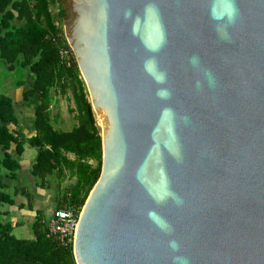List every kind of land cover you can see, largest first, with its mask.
Listing matches in <instances>:
<instances>
[{"label":"water","instance_id":"1","mask_svg":"<svg viewBox=\"0 0 264 264\" xmlns=\"http://www.w3.org/2000/svg\"><path fill=\"white\" fill-rule=\"evenodd\" d=\"M62 1L102 149L76 264H264V0Z\"/></svg>","mask_w":264,"mask_h":264},{"label":"trees","instance_id":"2","mask_svg":"<svg viewBox=\"0 0 264 264\" xmlns=\"http://www.w3.org/2000/svg\"><path fill=\"white\" fill-rule=\"evenodd\" d=\"M64 18L61 0H0V66L3 63L11 72L22 70L26 76L16 85L20 101L0 93V264H76L72 243L61 245L47 234L48 218L39 209L30 225L32 237L13 234L21 222L7 218L11 212L4 207L16 205L15 196L20 193L32 210L28 191L16 186L12 192L7 190L18 177L26 144L36 149L29 172L41 180L42 187L50 184L51 176L58 181L65 176L73 179L56 198L55 207L67 203L82 208L100 174L101 135L95 114L88 111L86 85L72 50L70 62L59 53L62 48L71 49L63 33ZM55 89L62 94L71 91L74 106L70 111L76 124L69 130L53 125L55 114L50 108ZM22 106H31V114H25ZM28 116L34 134L26 136L20 118Z\"/></svg>","mask_w":264,"mask_h":264},{"label":"rangeland","instance_id":"3","mask_svg":"<svg viewBox=\"0 0 264 264\" xmlns=\"http://www.w3.org/2000/svg\"><path fill=\"white\" fill-rule=\"evenodd\" d=\"M57 7L53 8L55 11ZM20 24L21 22H15ZM2 63V62H1ZM2 65H4L2 63ZM0 66V93H5L9 88L7 83L13 81L15 85L26 76L22 70L8 71L6 66ZM27 79V78H26ZM12 84V86H13ZM18 97V96H17ZM19 98V97H18ZM20 101V99H19ZM32 106V104H31ZM31 106H22L25 114L30 115L32 112ZM74 106V103L71 98V91L67 90L65 94H62L59 90L55 89L52 98V104L50 112L52 115H58V121L54 122V126L57 128H68L75 122L74 112L70 111V108ZM30 117L28 116V119ZM95 118L97 115L95 114ZM35 148L25 145V154L34 153ZM36 179V183L31 184L29 181L23 180L22 184L27 188L30 197L32 198V210L28 208L27 202L23 207L13 210L14 212L10 213L7 218L16 222H21V225L15 226L13 228V234L18 238H30L32 237V229L30 227L31 221L35 216L36 210H41L46 217L50 216V211L54 209L56 198L59 199L64 189L71 184L73 179H69L65 176L63 179L58 181L54 176H51L50 179L47 178L48 186L42 187L41 180ZM47 183V182H44ZM47 185V184H46ZM18 187V186H17ZM35 199V200H34ZM37 204V208L34 209V206ZM20 210V211H18ZM4 218V219H7Z\"/></svg>","mask_w":264,"mask_h":264},{"label":"crops","instance_id":"4","mask_svg":"<svg viewBox=\"0 0 264 264\" xmlns=\"http://www.w3.org/2000/svg\"><path fill=\"white\" fill-rule=\"evenodd\" d=\"M13 83H14L13 81H11V83H7V85H8L9 88L7 89V91H5V94L9 95L15 101L18 102L19 101V98L17 97L18 96V87L15 84H13ZM12 84H13V86H12ZM57 116L58 115H54L53 125H54V122L58 121V117ZM75 124H76V120H75L74 124L71 125V127H68V128H57L55 126L54 127L57 128V129H61V130H69ZM20 125L23 127V130H24L26 136H29V135L34 134L33 121L31 120V118H29V119L28 118H25V117L20 118ZM35 154H36V151L33 154L32 153H26L25 154V148H24V151H23L22 155L20 156V163H21L22 167H21V169H20V171L18 173V177L16 178V180L14 182H11V184L9 182V185L10 186L7 188V190L9 192H12L13 186L14 187L15 186L16 187L17 186L18 187H22L24 189L23 191H28L27 188L24 187L23 184H22L23 180L29 181L31 184H34V183L37 184L35 177H33L30 174V172H29L30 171V167H31V162H32ZM68 156L70 158H73V155L72 154H68ZM26 202H27V197L24 194L18 193L15 196V203H16V205H13V206L6 205L4 207V209L5 210H9L12 213V212H14L13 210L18 209L17 208V205L18 204H21V203L22 204H26ZM35 208H37V204L34 206V209ZM18 211H20V210H18ZM34 218H35V216L33 217V219Z\"/></svg>","mask_w":264,"mask_h":264},{"label":"built area","instance_id":"5","mask_svg":"<svg viewBox=\"0 0 264 264\" xmlns=\"http://www.w3.org/2000/svg\"><path fill=\"white\" fill-rule=\"evenodd\" d=\"M59 53L62 58H68L70 62L71 49L62 48ZM80 210L81 208H76L67 203L55 207L46 221L47 234L54 237L61 245L73 243Z\"/></svg>","mask_w":264,"mask_h":264},{"label":"bare ground","instance_id":"6","mask_svg":"<svg viewBox=\"0 0 264 264\" xmlns=\"http://www.w3.org/2000/svg\"><path fill=\"white\" fill-rule=\"evenodd\" d=\"M103 123H104V122H103V118L98 119V124H99V126L102 127Z\"/></svg>","mask_w":264,"mask_h":264},{"label":"flooded vegetation","instance_id":"7","mask_svg":"<svg viewBox=\"0 0 264 264\" xmlns=\"http://www.w3.org/2000/svg\"><path fill=\"white\" fill-rule=\"evenodd\" d=\"M62 1V0H61ZM62 3H63V5H64V9H65V4H64V2L62 1ZM65 17H66V11H65ZM65 19V18H64ZM51 213H50V215L52 214V212H53V209L50 211Z\"/></svg>","mask_w":264,"mask_h":264}]
</instances>
